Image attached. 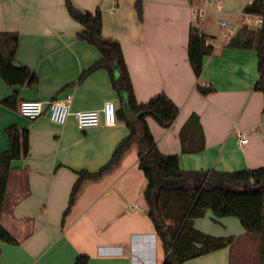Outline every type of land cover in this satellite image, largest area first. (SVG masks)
<instances>
[{"label":"crops","instance_id":"crops-1","mask_svg":"<svg viewBox=\"0 0 264 264\" xmlns=\"http://www.w3.org/2000/svg\"><path fill=\"white\" fill-rule=\"evenodd\" d=\"M81 10L103 13V35L118 40L140 103L166 93L179 107L170 128L149 117L160 151L178 154L183 170L235 172L264 167V95L256 89L260 74L256 49L230 47L243 25L256 29L245 12L250 0H143V19L135 0H72ZM203 13L202 17H199ZM221 20L227 26L221 25ZM192 28L207 36L213 52L195 76L189 61ZM81 24L65 0H0V32L19 34L15 66L39 76L30 88L8 87L0 76V154L9 150L6 130L28 131V156L12 162L2 224L18 241L0 238V264H163L165 253L144 198L147 178L136 150L98 182L87 185L62 224L77 172L98 171L129 134L124 121L79 129L73 115L63 126L48 113L35 120L3 105L18 91L22 101L49 103L71 96V111L101 109L121 102L109 72L99 69L79 83L98 62L100 51L78 39ZM210 87L209 94L197 89ZM192 115L202 128L189 130L184 152L181 130ZM247 138L246 144L241 140ZM195 227L213 237L231 238V246L184 264H257L259 240L246 233L239 218L217 217L208 210Z\"/></svg>","mask_w":264,"mask_h":264},{"label":"trees","instance_id":"trees-1","mask_svg":"<svg viewBox=\"0 0 264 264\" xmlns=\"http://www.w3.org/2000/svg\"><path fill=\"white\" fill-rule=\"evenodd\" d=\"M65 4L70 16L82 26L77 34L78 39L96 47L102 55L98 62L82 73L79 83L96 70L105 69L109 72L112 87L121 102L117 117L125 122L129 134L117 145L110 161L98 171L77 172L78 178L72 188L62 224L87 185L114 172L126 155L136 150L140 169L149 183L144 198L149 217L163 245V264H184L232 245L234 237L209 236L195 227V220L205 217L208 210L213 211L217 217L239 218L246 233L259 240L257 264H264V167L235 172L183 170L178 154H163L149 127L148 118L155 119L163 128H170L179 115V107L166 93L157 94L149 101L140 103L136 98L122 44L103 35L102 11L81 10L72 0H65ZM135 9L142 20L143 0H135ZM245 12L261 16L262 24L256 29L243 25L228 45L257 50L260 77L256 89L264 95V0H253L246 5ZM18 48V33L0 32V76L10 88L33 87L39 83V76L26 66H15ZM212 52L213 46L207 43V36L192 28L189 61L197 79L203 73L205 57ZM197 89L202 94L212 91L210 87L201 84L197 85ZM21 102L19 92L15 91L3 101V105L19 112ZM195 128L202 134L198 116L192 115L181 130L184 152H197L204 148V143L193 149L185 145L186 134ZM6 134L9 150L0 154V238L7 244L16 245L18 241L2 224V215L12 162L28 156L30 144L28 131L21 130L17 125L10 126ZM89 263L88 255H78L74 264Z\"/></svg>","mask_w":264,"mask_h":264},{"label":"built area","instance_id":"built-area-1","mask_svg":"<svg viewBox=\"0 0 264 264\" xmlns=\"http://www.w3.org/2000/svg\"><path fill=\"white\" fill-rule=\"evenodd\" d=\"M253 0H250V3ZM249 19L255 26L262 24V17L259 15L249 14ZM203 13H200V17ZM223 27L227 26V22L221 20ZM117 105L114 101L108 100L104 103L101 109L83 110L78 112L71 111V96L64 100H54L49 103H44L41 100H25L21 102L19 113L29 119L35 120L45 113H48L49 119L52 123L63 126L67 123L71 115L74 116L78 128L85 130L88 128L98 127L100 125L113 126L117 123ZM247 138L241 140V144H246Z\"/></svg>","mask_w":264,"mask_h":264},{"label":"water","instance_id":"water-1","mask_svg":"<svg viewBox=\"0 0 264 264\" xmlns=\"http://www.w3.org/2000/svg\"><path fill=\"white\" fill-rule=\"evenodd\" d=\"M149 185V183L147 184V186Z\"/></svg>","mask_w":264,"mask_h":264},{"label":"rangeland","instance_id":"rangeland-1","mask_svg":"<svg viewBox=\"0 0 264 264\" xmlns=\"http://www.w3.org/2000/svg\"><path fill=\"white\" fill-rule=\"evenodd\" d=\"M199 17H200V15H199ZM258 27V26H257Z\"/></svg>","mask_w":264,"mask_h":264}]
</instances>
